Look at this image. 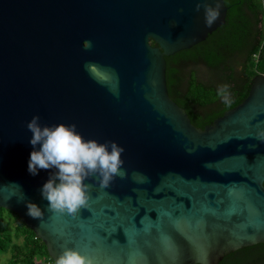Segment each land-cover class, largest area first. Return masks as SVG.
I'll list each match as a JSON object with an SVG mask.
<instances>
[{
  "label": "water",
  "instance_id": "obj_1",
  "mask_svg": "<svg viewBox=\"0 0 264 264\" xmlns=\"http://www.w3.org/2000/svg\"><path fill=\"white\" fill-rule=\"evenodd\" d=\"M214 4V0H207ZM197 0H0V207L45 243L96 264H217L264 243V73L203 128L168 94L165 57L211 27ZM153 41V44L150 43ZM75 123L85 138L122 145L126 174L87 182L77 217L48 211L27 171V122ZM45 207L37 220L25 203Z\"/></svg>",
  "mask_w": 264,
  "mask_h": 264
},
{
  "label": "trees",
  "instance_id": "obj_2",
  "mask_svg": "<svg viewBox=\"0 0 264 264\" xmlns=\"http://www.w3.org/2000/svg\"><path fill=\"white\" fill-rule=\"evenodd\" d=\"M224 3L223 25L191 48L165 57L168 94L199 128L239 104L253 78L264 73V0ZM224 84L229 86L230 104L218 95ZM0 264H52L45 243L33 229L1 207ZM217 264H264V243L225 252Z\"/></svg>",
  "mask_w": 264,
  "mask_h": 264
},
{
  "label": "clouds",
  "instance_id": "obj_3",
  "mask_svg": "<svg viewBox=\"0 0 264 264\" xmlns=\"http://www.w3.org/2000/svg\"><path fill=\"white\" fill-rule=\"evenodd\" d=\"M221 0L214 4L207 0H197L196 10L204 8V22L211 27L220 17ZM225 104L231 103L229 86L218 88ZM31 132L29 143L33 146L29 153L27 171L35 176L41 169H51L47 180L40 186L42 200L46 208L60 214L77 217L79 210L90 205V189L87 182L97 179L106 188L117 176L126 174L122 153L124 148L116 141L100 142L95 138H85L77 130L75 123L41 124L39 114H34L27 122ZM255 137L264 143V127L257 128ZM26 214L33 219H41L45 207L36 201L25 203ZM52 264H96L95 259L75 247H66L57 254Z\"/></svg>",
  "mask_w": 264,
  "mask_h": 264
},
{
  "label": "flooded vegetation",
  "instance_id": "obj_4",
  "mask_svg": "<svg viewBox=\"0 0 264 264\" xmlns=\"http://www.w3.org/2000/svg\"><path fill=\"white\" fill-rule=\"evenodd\" d=\"M170 63V65H172V66H176V63H174V61H171V62H169Z\"/></svg>",
  "mask_w": 264,
  "mask_h": 264
},
{
  "label": "rangeland",
  "instance_id": "obj_5",
  "mask_svg": "<svg viewBox=\"0 0 264 264\" xmlns=\"http://www.w3.org/2000/svg\"><path fill=\"white\" fill-rule=\"evenodd\" d=\"M2 215H4L5 213L4 212H1Z\"/></svg>",
  "mask_w": 264,
  "mask_h": 264
}]
</instances>
